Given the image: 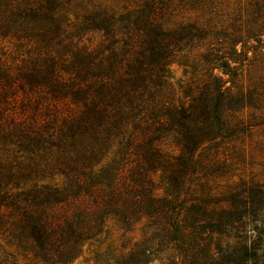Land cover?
<instances>
[{
  "label": "trees",
  "instance_id": "1",
  "mask_svg": "<svg viewBox=\"0 0 264 264\" xmlns=\"http://www.w3.org/2000/svg\"><path fill=\"white\" fill-rule=\"evenodd\" d=\"M225 4L0 0L1 242L71 264L112 223L126 243L98 264H264V180L217 181L253 158L264 77L214 74L264 37V0ZM173 62L187 104L167 98Z\"/></svg>",
  "mask_w": 264,
  "mask_h": 264
},
{
  "label": "rangeland",
  "instance_id": "2",
  "mask_svg": "<svg viewBox=\"0 0 264 264\" xmlns=\"http://www.w3.org/2000/svg\"><path fill=\"white\" fill-rule=\"evenodd\" d=\"M230 11L236 7L238 2L245 4L247 0H224ZM251 1V0H248ZM258 41V40H256ZM250 40L244 47L238 46V52L242 56L236 57L233 62H228L229 69L217 68L214 74L219 77L225 86H233L234 90H241L246 87L248 81H257L264 77V37L257 43ZM188 70V69H187ZM178 62H173L169 66V73L166 81L167 98L174 104H187L188 98L184 96V91L194 80L189 72ZM187 71V72H186ZM244 145L253 151V158L246 157L245 160H229L233 167L230 173L224 178L218 179L219 191L236 185L246 184L249 181L258 182L264 180V131H259L251 138L246 140ZM167 152L174 150L173 144L168 142L163 146ZM250 155L251 152H249ZM134 237L138 238V232H134ZM127 236H122V232L112 223H108L105 232L97 238L96 241L87 244L79 259L71 264H98L108 249L121 251V244L126 243ZM11 255L8 260H14L15 264H41L31 262L21 256H18L12 248L0 241V255ZM99 256V257H98ZM173 258H177L174 252L168 251L158 254L152 258L151 264H169Z\"/></svg>",
  "mask_w": 264,
  "mask_h": 264
}]
</instances>
